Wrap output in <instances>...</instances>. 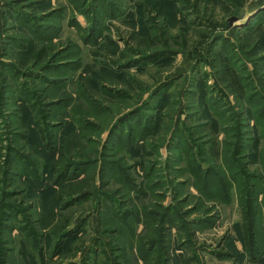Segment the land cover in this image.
Instances as JSON below:
<instances>
[{
  "label": "rangeland",
  "instance_id": "obj_1",
  "mask_svg": "<svg viewBox=\"0 0 264 264\" xmlns=\"http://www.w3.org/2000/svg\"><path fill=\"white\" fill-rule=\"evenodd\" d=\"M251 217L264 0H0V264H258Z\"/></svg>",
  "mask_w": 264,
  "mask_h": 264
},
{
  "label": "trees",
  "instance_id": "obj_2",
  "mask_svg": "<svg viewBox=\"0 0 264 264\" xmlns=\"http://www.w3.org/2000/svg\"><path fill=\"white\" fill-rule=\"evenodd\" d=\"M249 220L247 247L252 252V259L257 261L258 264H264L260 261L264 254V228L258 223L256 218L251 217Z\"/></svg>",
  "mask_w": 264,
  "mask_h": 264
}]
</instances>
